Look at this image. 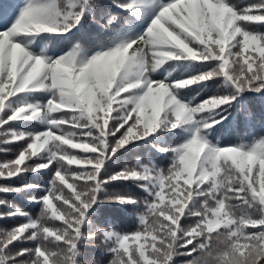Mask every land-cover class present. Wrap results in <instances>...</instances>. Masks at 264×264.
<instances>
[{
    "label": "snow or ice",
    "instance_id": "6c2138e0",
    "mask_svg": "<svg viewBox=\"0 0 264 264\" xmlns=\"http://www.w3.org/2000/svg\"><path fill=\"white\" fill-rule=\"evenodd\" d=\"M0 144V264H264V0H0Z\"/></svg>",
    "mask_w": 264,
    "mask_h": 264
},
{
    "label": "trees",
    "instance_id": "16d2710c",
    "mask_svg": "<svg viewBox=\"0 0 264 264\" xmlns=\"http://www.w3.org/2000/svg\"><path fill=\"white\" fill-rule=\"evenodd\" d=\"M246 2V0H245ZM95 28V25L91 26ZM168 72H171L170 79L175 81L181 78H188L190 75L195 74V67L191 65L189 62H167L161 69L158 70L157 76L159 78H163L167 75ZM194 89H198L199 86L194 85L192 86ZM191 95H195L194 91H190L189 89L181 90ZM28 100H31V97H27ZM31 122L23 121V122H16L15 126L17 129H22L25 131L31 130L28 125ZM229 122L225 121V125L227 126ZM219 127V126H218ZM257 132L262 131L259 127H257ZM241 135L243 134V130H241ZM155 135V134H154ZM235 132L227 131V127H225L224 135L222 136L223 139L227 138H235ZM151 138H146L142 141H136L126 146V149H121L120 153L117 156L113 157L111 161L108 162L109 167L112 169L119 170L124 164H129L130 166L135 164L137 158L141 160V162H146L149 157L161 168L165 167L167 161L164 159L163 154L159 153L155 148L152 147V144L148 143L147 140ZM160 143L159 141H156ZM11 148V153H5L2 151L3 149ZM16 151V148L13 145H4L0 144V162H3L5 159L11 158V154ZM79 151V150H78ZM73 167H77L73 165ZM3 183V181H0ZM7 183L15 186H19L22 183H32V184H43L45 183V177L40 173H23L19 177L12 178ZM132 190L140 191L139 189H135V186H132ZM38 191V190H37ZM31 192L24 194V193H0V198H4L9 200L13 205H17L23 208L26 211H30L34 215L39 214V208H35L33 203L27 198V195H30ZM55 203V201H54ZM96 206H94L95 208ZM2 210V209H0ZM92 210H90L91 213ZM100 213L103 217H111L114 221H116L119 225L125 226L130 223V217L126 209L120 205L114 204H105L100 207ZM18 224L17 221L14 219H6L0 220V230L8 229L10 230L11 227L16 226ZM130 243H132L130 241ZM81 251L85 254V259H91L92 255L95 252V248L93 245L85 243L81 246Z\"/></svg>",
    "mask_w": 264,
    "mask_h": 264
}]
</instances>
